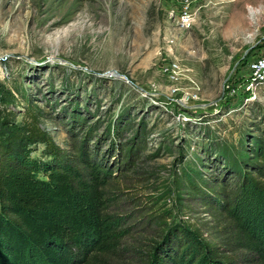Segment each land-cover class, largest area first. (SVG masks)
I'll return each instance as SVG.
<instances>
[{
    "label": "rangeland",
    "instance_id": "374dc122",
    "mask_svg": "<svg viewBox=\"0 0 264 264\" xmlns=\"http://www.w3.org/2000/svg\"><path fill=\"white\" fill-rule=\"evenodd\" d=\"M263 54L264 0H0V86L12 95L0 116L33 115L60 149L85 145L113 168L108 208L138 264L182 225L209 241L238 234L203 192L237 166L264 167V82L254 95L244 83Z\"/></svg>",
    "mask_w": 264,
    "mask_h": 264
},
{
    "label": "trees",
    "instance_id": "16d2710c",
    "mask_svg": "<svg viewBox=\"0 0 264 264\" xmlns=\"http://www.w3.org/2000/svg\"><path fill=\"white\" fill-rule=\"evenodd\" d=\"M10 98L0 86V105L6 109ZM9 113L0 116V264H132L121 250L127 228L108 208L113 168L85 145L74 154L60 149L33 115L19 123ZM39 142L46 161L30 156ZM119 152L116 168H127L131 151ZM256 165L237 166L234 179L202 191L209 209L234 224L236 237L209 241L182 225L141 252L138 264H264V167Z\"/></svg>",
    "mask_w": 264,
    "mask_h": 264
},
{
    "label": "built area",
    "instance_id": "2783aa9c",
    "mask_svg": "<svg viewBox=\"0 0 264 264\" xmlns=\"http://www.w3.org/2000/svg\"><path fill=\"white\" fill-rule=\"evenodd\" d=\"M193 16L187 8L177 16V23L181 27H189ZM264 82V54L256 55L248 65V77L244 78L245 89L254 95L259 84Z\"/></svg>",
    "mask_w": 264,
    "mask_h": 264
},
{
    "label": "bare ground",
    "instance_id": "6f19581e",
    "mask_svg": "<svg viewBox=\"0 0 264 264\" xmlns=\"http://www.w3.org/2000/svg\"><path fill=\"white\" fill-rule=\"evenodd\" d=\"M252 15H254V12H251ZM54 24V23H53Z\"/></svg>",
    "mask_w": 264,
    "mask_h": 264
}]
</instances>
